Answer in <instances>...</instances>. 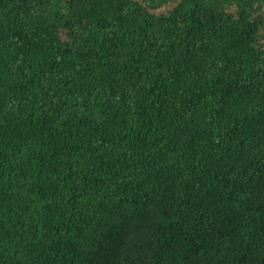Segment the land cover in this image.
Listing matches in <instances>:
<instances>
[{
    "label": "trees",
    "instance_id": "1",
    "mask_svg": "<svg viewBox=\"0 0 264 264\" xmlns=\"http://www.w3.org/2000/svg\"><path fill=\"white\" fill-rule=\"evenodd\" d=\"M260 8L0 0V264H264Z\"/></svg>",
    "mask_w": 264,
    "mask_h": 264
},
{
    "label": "rangeland",
    "instance_id": "2",
    "mask_svg": "<svg viewBox=\"0 0 264 264\" xmlns=\"http://www.w3.org/2000/svg\"><path fill=\"white\" fill-rule=\"evenodd\" d=\"M218 2H221V0H217ZM237 3H235V6ZM261 6L260 11L257 13V16L264 18V0H254V7L257 9ZM158 13L167 12V7L160 8Z\"/></svg>",
    "mask_w": 264,
    "mask_h": 264
}]
</instances>
